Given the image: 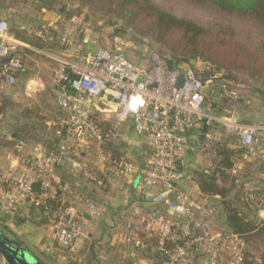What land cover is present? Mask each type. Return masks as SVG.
<instances>
[{
  "label": "built area",
  "instance_id": "built-area-1",
  "mask_svg": "<svg viewBox=\"0 0 264 264\" xmlns=\"http://www.w3.org/2000/svg\"><path fill=\"white\" fill-rule=\"evenodd\" d=\"M69 33L67 30L60 38L61 55L49 54L57 62L52 73L54 100L67 112L65 136L52 151L26 156L19 167L0 169V211L20 215L23 206L32 208L46 219L56 242L72 251L75 240L83 235L82 214L74 204H82L91 215L101 209L77 187L62 182L58 167L66 160L80 159L82 147L92 143L99 151L95 163L131 171L134 164L125 154L116 156L100 148L107 138L103 121L109 115L119 121L129 118L134 130L146 136L149 148L148 157L137 169L140 186L157 188L165 208L141 218L157 238L156 245L149 247L154 254L152 264H244V238L229 229L212 230L203 205L177 184L189 154L196 149L191 140L195 131L205 146L220 140L217 129L221 128L235 137L245 158L264 162V120L246 123L234 115L209 112L202 79L206 76L212 81L221 74L208 66L200 69L155 57L154 64L146 68L126 59L119 47L92 53L79 50ZM25 47L0 12V88L13 80V71L22 68L19 52ZM220 86L229 97H236L232 80L225 79ZM74 166L85 181L104 185L94 169L79 163ZM247 199L264 210V194L250 190ZM130 239L138 250H146L142 241ZM0 264H5L1 257Z\"/></svg>",
  "mask_w": 264,
  "mask_h": 264
},
{
  "label": "crops",
  "instance_id": "crops-1",
  "mask_svg": "<svg viewBox=\"0 0 264 264\" xmlns=\"http://www.w3.org/2000/svg\"><path fill=\"white\" fill-rule=\"evenodd\" d=\"M16 38L26 47L19 52L22 68L13 71V80L4 82L0 88V98L6 104L4 112L0 114V169L19 167L26 156H39L52 151L65 136L67 112L60 109L54 100L52 73L57 62L49 56H60L62 52L47 53L45 48H39L27 39ZM103 124L107 138L117 132L118 139L126 141L128 145L124 149L114 148L116 152L110 153L117 156L125 154L134 167L129 172H121L115 166L99 165L88 158L85 151L80 159L74 162L66 160L59 165L60 180L80 189L101 209L99 214L91 215L82 204H74L82 214L83 235L75 240L72 251H64L65 248L54 239L49 224L32 208L23 206L20 215L0 211V228L14 232L23 243H28L34 251L22 246L31 250L40 264H66L69 255L77 259L78 264H100L107 258L121 259L126 264H152L154 261L149 247L156 245L157 238L141 222V218L152 210L163 211L165 208L157 197L158 189L141 187L137 175V169L149 154L146 136L134 130L129 118L119 121L114 115H109ZM198 136L197 131L191 135L196 149L189 154L177 187L203 205V213L212 228L218 225L219 229H229L220 213L218 197L203 194L194 177L198 168L209 162L208 155H215L214 151L209 154V149L200 143ZM236 143L235 140V148L240 149ZM76 163L94 169L103 177L104 185L98 187L82 179L80 169L74 166ZM262 163L249 160L240 166L248 191L264 190V181L257 178ZM242 210L247 218L264 222V210L249 211L244 207ZM132 236L142 241L146 250H138L130 239ZM250 257L253 264L261 262L260 255Z\"/></svg>",
  "mask_w": 264,
  "mask_h": 264
},
{
  "label": "rangeland",
  "instance_id": "rangeland-1",
  "mask_svg": "<svg viewBox=\"0 0 264 264\" xmlns=\"http://www.w3.org/2000/svg\"><path fill=\"white\" fill-rule=\"evenodd\" d=\"M167 5H170L177 14L197 18L202 17L200 11L194 10L183 1H175ZM0 12L7 21L10 31L15 38L20 36L22 39H27L26 41L33 43V45L42 49L45 48L47 53H54L60 50V38L68 30L70 32V40L75 44L77 49L84 52L92 53L100 48L119 47L126 59L146 68L154 64L155 57L164 58L171 62H179L178 59L173 58L169 49L156 42L149 35L138 34L127 24L124 17L118 15L107 6L99 7L85 0H0ZM74 17L76 19L72 22L71 19ZM181 62L190 65V61L186 62L182 60ZM191 66L200 69H204L206 66L209 67L207 63L199 59H195V63ZM219 74L221 75H218L212 81L206 76L202 79V90L206 98L205 104L207 110L217 116L234 115L246 123L263 120L264 76H250L243 70H233L226 73L220 72ZM225 79L232 80L233 85L237 86L238 92L236 97H229L223 92L220 84ZM217 131L220 133V140L213 142V144L205 145V148L209 149V154L210 151H214L215 155H208L207 159L209 162L207 161L208 163L206 162V164L201 165L198 170L205 169L211 174L216 172L215 175L219 170H225L224 172L233 179L235 186H237L229 196L232 197L233 194H237L238 196L236 195L237 197L235 196L234 198L237 203H249V199H247L249 191L244 183L242 168H240L249 159L244 157L240 149L235 148L233 144V142L235 143L234 136L226 135L221 128H218ZM116 133L114 132L110 137L101 142L100 148L102 151L110 153L116 152L113 151L114 148H127V142L118 139L119 137ZM201 141H204L202 137ZM97 147L91 143L89 147L83 146L81 153L85 151L88 158L94 161L99 152ZM225 152L229 153V160L232 165L224 169L221 162L225 156ZM260 165L263 166L259 169L261 172L259 171L257 178L264 181V163ZM199 171L195 173L194 177L198 178ZM262 192L264 194V190ZM219 227L216 225L212 230L219 231L221 230ZM4 233L15 240L7 230ZM260 240L254 241L253 245L246 246V259L250 264L252 263L250 256L257 257L263 251L264 237ZM22 245L29 247L28 243H23ZM62 247L65 248L64 251H69L67 247ZM30 249L32 250L33 248ZM69 256L65 260L66 264H78L77 259H74L71 255ZM118 262L119 264H126L121 259L110 260L108 258L103 259L100 264H118Z\"/></svg>",
  "mask_w": 264,
  "mask_h": 264
},
{
  "label": "trees",
  "instance_id": "trees-1",
  "mask_svg": "<svg viewBox=\"0 0 264 264\" xmlns=\"http://www.w3.org/2000/svg\"><path fill=\"white\" fill-rule=\"evenodd\" d=\"M96 6H107L140 35H149L156 42L169 49L178 61L199 59L207 63L216 74L243 70L250 76H264V0H85ZM183 1L194 10L200 11L201 18L177 14L169 3ZM6 104L0 98V114ZM101 127L105 132V126ZM224 169L231 167L229 153L221 162ZM225 170L215 175L199 171L197 182L200 191L219 199V207L229 230L244 238L247 245H253L264 237V222L247 218L242 208L257 210L249 200L239 204L232 190L236 188L233 179ZM38 185H34L36 190ZM241 188V185H240ZM80 190V189H79ZM262 194L260 190H255ZM238 196V195H237ZM236 196V197H237ZM51 205L55 200L48 201ZM43 221H46L44 219ZM20 245L23 242L12 231L7 230ZM261 241V240H260ZM180 242L179 244H181ZM263 243V242H262ZM26 248V247H25ZM28 249V248H27ZM244 253V264H250ZM264 264V253L260 254ZM253 264V263H251Z\"/></svg>",
  "mask_w": 264,
  "mask_h": 264
},
{
  "label": "water",
  "instance_id": "water-1",
  "mask_svg": "<svg viewBox=\"0 0 264 264\" xmlns=\"http://www.w3.org/2000/svg\"><path fill=\"white\" fill-rule=\"evenodd\" d=\"M195 59L190 60V65ZM180 84V81H178ZM0 257L5 264H40L34 255L17 241L8 237L0 228Z\"/></svg>",
  "mask_w": 264,
  "mask_h": 264
}]
</instances>
